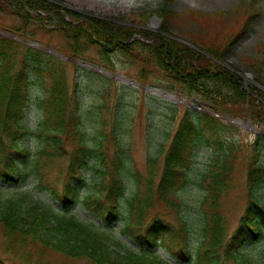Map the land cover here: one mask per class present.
Returning a JSON list of instances; mask_svg holds the SVG:
<instances>
[{
    "label": "trees",
    "instance_id": "trees-1",
    "mask_svg": "<svg viewBox=\"0 0 264 264\" xmlns=\"http://www.w3.org/2000/svg\"><path fill=\"white\" fill-rule=\"evenodd\" d=\"M173 2L164 0L162 9L158 10L167 18V23L173 21L169 19ZM31 8L56 11L58 16L61 7L43 0H0V10L22 15L26 24L32 21ZM257 10L247 11L243 26L229 33L225 43L217 45V40L211 48L205 49L213 58L173 39L167 29H162L157 36L161 42L141 49L140 54L147 53L174 71L177 74L174 78L188 91L214 104H224L215 106L233 108L242 104L254 123L264 125V86L245 89L242 76L222 62L226 52L247 33ZM135 14L140 22L151 12ZM61 18L65 22V32L70 35L75 27L66 22L63 15ZM87 23L89 36L96 35L100 39L112 38L117 42V38L132 33L131 28L105 19L90 17ZM118 46L127 57L133 53ZM137 55L135 52L134 57ZM252 65L264 85V49ZM30 70L50 78L49 87L38 100L39 105L30 104V89L38 84L30 76ZM33 106L41 112L36 128L28 124L27 110ZM202 113L207 116L203 121H196L186 113L170 141L166 133V141L159 144L154 155L149 154L147 172L141 175L132 169L134 164L125 142L116 139V149L112 153L105 150L101 140L87 143L80 101L75 91L70 90L63 61H53L41 51L0 35V178L9 183L5 187L0 185V237L6 250L23 261H43V251L51 250L70 259H86L92 264H257L251 259L249 247L260 242L261 261L258 264H264L261 148L254 151L248 164L246 208L229 236L222 200L232 187L238 144L222 138L207 139L214 154L208 169L202 172L205 197L201 202L197 242L189 243L190 230L181 215L186 208L184 194L190 185L189 173L195 162V152L205 137L204 131L207 128L212 132L217 128L213 123L217 119L215 115L204 110ZM69 133L75 140L68 158L69 179L62 188H49L57 203L49 204L32 196L25 186L29 177L36 176L40 182L45 178L39 165L44 155L56 158L65 155L63 138ZM31 136L43 139L45 146L38 151L36 165L25 170L23 165L27 164L31 152L24 141ZM258 137L264 141V135ZM104 138L107 140L108 136ZM9 187L16 190L4 196L3 190ZM156 203L173 209L177 221L183 224L172 237L166 231L162 215L148 219ZM76 204L86 209L96 204L103 218L101 223L78 217L72 210ZM116 222L121 227L116 226ZM173 243H179L186 257L181 258ZM39 244L43 247H36ZM33 247L38 250L28 252ZM160 247L168 248L176 259L164 257L158 252Z\"/></svg>",
    "mask_w": 264,
    "mask_h": 264
},
{
    "label": "rangeland",
    "instance_id": "rangeland-1",
    "mask_svg": "<svg viewBox=\"0 0 264 264\" xmlns=\"http://www.w3.org/2000/svg\"><path fill=\"white\" fill-rule=\"evenodd\" d=\"M43 1L60 5L61 12L67 11L80 15L95 16L115 24L120 23L132 30L135 29L134 31L141 30L151 35L160 33L156 32L158 30L153 26V21L156 20L159 21L160 29L163 28L164 31L167 29L166 32H170L171 36L174 37L173 39L192 47L194 50H202L205 54H209L205 49L211 48L210 45L213 42L218 40L217 45L225 43L224 39L229 33L243 26L247 11L257 8L258 10L251 18V27L248 32L226 52L222 62L242 76L245 88L251 89L253 85L264 86L259 80V74L252 65L262 55L264 49V0H176L170 7L172 17L170 16L169 19H173V21L169 23H167V18L157 12L155 13L156 16L150 15L140 22L135 19L137 18L135 13L161 9L164 0ZM22 23L20 16L7 14L0 10V29L5 31L6 34L12 36L11 30L16 26L21 27ZM27 28L37 36L36 42L44 44L47 49H53L58 53H62L60 51L63 50L69 54L72 53L71 43L66 39L64 33L59 31L54 22L45 24L30 22ZM16 35L18 36V34ZM85 57H92L101 65L113 64L112 70L114 72L121 73L125 78L141 82L140 86H135L124 82L120 78L82 71L83 68L78 69L73 63L67 62L65 64L70 86L75 90V94L78 95L80 100L83 117L82 126L88 137L87 143L92 144L95 139L101 140L105 143V150L112 153L116 149V139L125 142L128 145L130 161L134 164L132 169L136 173L146 174L149 154L154 155L159 144L166 141V133H169L168 140H171L180 120L184 118L186 113H190L196 121H199V119L203 121L207 117L201 112L203 108L199 107L198 109L197 105L206 108L207 111L204 112L216 113L217 116L215 117L217 119L213 120V123L217 128L212 129V132L206 128L204 131L205 137L201 140L195 152V162L189 173L190 185L184 194L186 208L181 212V215L187 221L190 230L189 243L191 245L196 244L198 223L201 219V202L205 197V187L201 186L202 172L204 173L208 169L214 154V149L207 143V139L222 138L234 141L238 144V151L233 171L232 187L222 200V212L228 227V234L231 236L230 233L237 227L246 208L247 171L254 151L261 148V161L264 163V141L258 137L264 135V125L254 122L248 125L252 118L250 119L243 106L238 105L233 108L230 105L215 106L219 104H214L210 99L198 95L196 92L188 91L181 82L173 77L165 76L158 71L159 69L154 64L148 63L145 65L138 60V57L137 60L131 62L118 54L112 55L113 60L104 59L99 56L98 50L95 48H92ZM146 58L147 60H154L151 56H146ZM81 61L84 62L85 59L83 58ZM145 66L146 68H144ZM249 74L251 76H248ZM34 77L36 75H33ZM36 79L39 83L30 89L31 105H38L39 98L49 85V79L46 77L41 78L39 76ZM43 81L45 88L42 86ZM149 87L164 90L175 97L183 99L184 103H175ZM187 103L192 105H187ZM27 112L28 124L35 126L38 122H35V119H39V116L36 115L34 106L30 107ZM114 133L115 135H113ZM105 135L108 136L107 140L104 138ZM63 139L66 150L65 155L58 158L44 155L40 159L39 165L45 178H42L40 182L36 176L29 177L25 186L32 196L49 204H57L49 188L52 186L62 188L69 179L68 158L69 153L74 148L75 140L70 133L64 135ZM24 144L31 153L27 164L23 165V169L30 170L38 162V151L45 146V141L38 139L36 136H31L24 141ZM168 144L169 142H167ZM47 149L52 150V147ZM18 161L20 162V160ZM157 175L160 176V170L157 171ZM0 185L5 187L9 183L3 182L0 178ZM15 190V187L3 190L4 196L12 195ZM72 210L83 220L100 224L103 219L96 204H91V209L76 204ZM157 215L163 216V222L167 226L166 231L170 237L183 225L177 221L173 209L166 208L160 203H156L148 219L152 220ZM115 225L121 227L119 222H116ZM173 245L181 258L186 257L185 253L180 250L179 243H173ZM259 245L260 242H256L249 247L251 259L257 264L258 261H261L259 258ZM36 247L42 248L43 246L39 244ZM36 250L38 249L33 247L28 252L32 253ZM9 252L0 237V264H34V262L43 264H92L86 259H70L51 250L43 251V261H23L20 257H16ZM158 252L168 259H176L168 248L160 247Z\"/></svg>",
    "mask_w": 264,
    "mask_h": 264
},
{
    "label": "bare ground",
    "instance_id": "bare-ground-1",
    "mask_svg": "<svg viewBox=\"0 0 264 264\" xmlns=\"http://www.w3.org/2000/svg\"><path fill=\"white\" fill-rule=\"evenodd\" d=\"M129 1H133V0H129ZM153 26H154L155 29L159 30V29H160V27H159V26H160V25H159V21L154 20V21H153ZM158 28H159V29H158ZM207 56L213 58V55H211V54H207ZM224 66H226V65H224ZM226 67H227V66H226Z\"/></svg>",
    "mask_w": 264,
    "mask_h": 264
},
{
    "label": "flooded vegetation",
    "instance_id": "flooded-vegetation-1",
    "mask_svg": "<svg viewBox=\"0 0 264 264\" xmlns=\"http://www.w3.org/2000/svg\"><path fill=\"white\" fill-rule=\"evenodd\" d=\"M101 49V46H99V45H97V49ZM73 55L71 56V59H77L78 57H77V55H76V53H72Z\"/></svg>",
    "mask_w": 264,
    "mask_h": 264
},
{
    "label": "water",
    "instance_id": "water-1",
    "mask_svg": "<svg viewBox=\"0 0 264 264\" xmlns=\"http://www.w3.org/2000/svg\"><path fill=\"white\" fill-rule=\"evenodd\" d=\"M162 94L168 96L169 98L173 99L174 101H175V100L178 101V99H176V98H174V97H170L167 93L162 92ZM248 124L250 125L251 123H248Z\"/></svg>",
    "mask_w": 264,
    "mask_h": 264
}]
</instances>
